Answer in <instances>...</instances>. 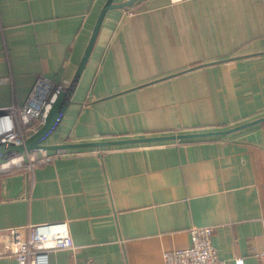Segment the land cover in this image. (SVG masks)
I'll return each instance as SVG.
<instances>
[{"label":"crops","instance_id":"crops-1","mask_svg":"<svg viewBox=\"0 0 264 264\" xmlns=\"http://www.w3.org/2000/svg\"><path fill=\"white\" fill-rule=\"evenodd\" d=\"M104 1L0 0V107L21 105L39 75L71 81ZM262 115L264 0H135L106 11L45 142L219 130ZM59 220L74 247L49 250L47 264H164L163 251L187 246L200 225H213L225 264H263L264 120L0 170V228Z\"/></svg>","mask_w":264,"mask_h":264},{"label":"built area","instance_id":"built-area-1","mask_svg":"<svg viewBox=\"0 0 264 264\" xmlns=\"http://www.w3.org/2000/svg\"><path fill=\"white\" fill-rule=\"evenodd\" d=\"M127 12L130 14L132 10L128 9ZM68 83L66 79L55 82L45 75H39L21 105L10 103L0 107V141L22 142L30 129H36L34 123L36 126L42 123L56 91ZM63 152L65 150L25 153L17 157L19 162L6 163L5 166L2 164L0 170L12 166H23L31 170L34 163L52 161ZM212 231L213 225L191 226L188 229L189 244L164 250V264H225L224 259L218 257L212 243ZM73 247L65 220L0 228V255L12 254L16 264H47L49 250ZM71 264L85 263L74 261ZM235 264H243L242 258L237 257Z\"/></svg>","mask_w":264,"mask_h":264},{"label":"water","instance_id":"water-1","mask_svg":"<svg viewBox=\"0 0 264 264\" xmlns=\"http://www.w3.org/2000/svg\"><path fill=\"white\" fill-rule=\"evenodd\" d=\"M135 0H122L114 2L113 0H105L101 5L91 34L89 36L88 42L85 46L83 54L77 65L75 75L69 81L67 85L59 88L53 97L50 106L44 116L42 123L29 133L22 142L14 143L8 140L0 141V166L4 163H10L14 158L24 155L25 153H32L40 150H66L67 148L76 147H88L94 146L99 147L103 145H113L122 143H132L140 141H153V140H165V139H176V138H189V137H200L209 135H219L233 130L249 126L264 120V115L257 118L245 121L243 123L234 125L226 129L219 130H208V131H196V132H185V133H171L164 135H152V136H142V137H131V138H119V139H104V140H91V141H73V142H61V143H46V138L53 132L58 123L60 122L62 115L71 101V94L75 83L82 71L88 56L91 52L95 39L97 37L101 21L110 8L114 7H125L130 5ZM1 169V168H0Z\"/></svg>","mask_w":264,"mask_h":264},{"label":"bare ground","instance_id":"bare-ground-1","mask_svg":"<svg viewBox=\"0 0 264 264\" xmlns=\"http://www.w3.org/2000/svg\"><path fill=\"white\" fill-rule=\"evenodd\" d=\"M20 159L19 158H14L13 161L11 163H17L19 162ZM4 166L7 165L6 163L3 164Z\"/></svg>","mask_w":264,"mask_h":264},{"label":"rangeland","instance_id":"rangeland-1","mask_svg":"<svg viewBox=\"0 0 264 264\" xmlns=\"http://www.w3.org/2000/svg\"><path fill=\"white\" fill-rule=\"evenodd\" d=\"M31 131V130H30Z\"/></svg>","mask_w":264,"mask_h":264}]
</instances>
